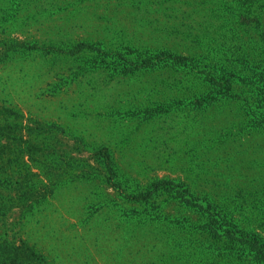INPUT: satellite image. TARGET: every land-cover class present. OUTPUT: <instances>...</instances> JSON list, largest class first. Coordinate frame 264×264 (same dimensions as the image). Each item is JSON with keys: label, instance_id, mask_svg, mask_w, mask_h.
I'll use <instances>...</instances> for the list:
<instances>
[{"label": "rangeland", "instance_id": "1", "mask_svg": "<svg viewBox=\"0 0 264 264\" xmlns=\"http://www.w3.org/2000/svg\"><path fill=\"white\" fill-rule=\"evenodd\" d=\"M62 1L42 0L27 30L57 48L0 66L37 145L27 163L54 183L32 210L0 209V240L35 247L46 264H257L179 191L208 196L198 203L224 223L264 234V126L248 123L249 111L264 117L260 11L217 6L204 22L200 0ZM82 42L89 47L73 49ZM123 42L159 52L144 57L162 64L167 50L192 56L197 68L124 67L122 52L118 63L103 59L102 47ZM233 77L231 97L213 87ZM197 90L210 97L200 103ZM104 148L109 183L96 160Z\"/></svg>", "mask_w": 264, "mask_h": 264}, {"label": "trees", "instance_id": "2", "mask_svg": "<svg viewBox=\"0 0 264 264\" xmlns=\"http://www.w3.org/2000/svg\"><path fill=\"white\" fill-rule=\"evenodd\" d=\"M47 1L50 3L51 1L54 2V0ZM40 2L42 0H0V66L13 60L16 54L35 53L40 50L53 51L57 48V45L41 41L36 35L30 36L27 33L29 25L36 18L35 16L39 8L38 4ZM56 2L58 6L64 3L62 0H56ZM198 6L202 14L201 17L205 19L204 22L212 19V17H207V15H213L214 9L217 6H220L224 10L228 7L232 8L235 13L237 11V14L243 7L255 9V11L259 10L260 15L257 16L258 25H256V31L264 36V28H262V25L264 26V0H200ZM20 36L28 38L31 41L20 39ZM124 43L126 42L116 47H102L103 59L110 58L113 59L112 61L114 63H118L120 60L118 59L119 57L116 58V55L119 53L116 52H122L123 54H120L122 61L120 62L126 64L124 67L133 65L139 66V68H143L146 71H151L162 66H182L188 72L190 68H197L195 59L192 56H182L167 50V52H164L167 55V59L165 60L166 65L159 63V59L154 62L153 60H149L148 57H144L145 55L155 56L160 54L159 52L151 53L150 51L154 50L138 49L128 43ZM67 45L70 46V44ZM78 47L86 48L89 45L82 42L73 46V49ZM90 49L98 51L99 47L90 45ZM126 54H129L130 57L125 58ZM135 55H140L141 57H135ZM228 80L226 79L225 84L222 83L223 86L218 81H211L214 88L218 87L221 89L222 92L219 91V93L231 97L233 95L231 92H234L233 84L237 83L236 80L238 78L233 77L232 82ZM251 85L257 86L258 84ZM0 86V209L4 210L6 206L9 208L19 206L25 210H32L38 203L47 199V194L53 192L50 186L54 183L51 177L46 179L44 183L41 175L35 172L34 168L27 163L35 161L33 159V153L37 149V145L32 143V137H26L29 134L26 135L27 127L22 109L12 102L8 103L9 93L6 82L0 79ZM210 94L208 90L203 92L197 90V95L193 96L200 99L199 102L202 103L210 97ZM248 115L252 117L248 121L250 125L258 127L257 129H261V126H264V117L260 123L255 119L256 115H258L257 112L252 110L249 111ZM96 160H98L99 167L107 174V176H103L104 180L109 183L116 175L113 171L114 166L109 151L105 148L102 149L101 156H98ZM21 170H25L23 175L19 173ZM162 183L165 184V181L155 182L154 189ZM179 193V197L186 206H196L200 209V212L203 214L201 215L203 224H206L210 231L219 235L216 232L218 230L226 241H233L235 246L245 248L249 252L252 261H256L257 264H264V234L260 236V233L255 234L245 231V228L241 227V229L239 224L232 219H229L228 223H224L219 211L217 213L212 212L211 207L213 206L208 205V207H204L198 203V201L208 204L211 203L210 200L212 199L208 198V196H206L207 198L204 197L199 200L194 196L195 193L188 187L183 188ZM0 216L5 218L6 213H1ZM262 220L264 222V218ZM46 262V258L41 252L25 242L15 245L14 242L0 240V264H46Z\"/></svg>", "mask_w": 264, "mask_h": 264}]
</instances>
